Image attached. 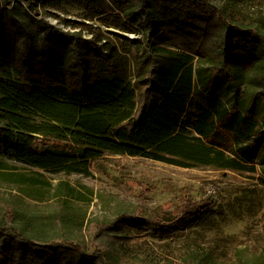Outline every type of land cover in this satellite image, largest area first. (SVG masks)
Segmentation results:
<instances>
[{"label": "trees", "instance_id": "1", "mask_svg": "<svg viewBox=\"0 0 264 264\" xmlns=\"http://www.w3.org/2000/svg\"><path fill=\"white\" fill-rule=\"evenodd\" d=\"M65 1L0 7V159L86 176L106 154L253 178L258 165L255 187L215 194L229 204L232 219L253 222L264 209V125L256 110L264 104V32L236 22L211 0H77L108 27L143 36L121 50L100 33L89 30L94 40H85L36 18V3L61 10ZM138 11L145 17L141 27L130 22ZM246 83L262 90L245 94ZM1 175L20 181L19 193L36 196L21 185L34 178ZM67 198L84 199L60 182L49 213L0 208V264H159L130 253L128 244L184 239L221 214L213 195H188L174 211L147 216L142 197L111 221L86 222ZM129 226L139 233L127 234ZM162 262L231 264L199 249Z\"/></svg>", "mask_w": 264, "mask_h": 264}, {"label": "rangeland", "instance_id": "2", "mask_svg": "<svg viewBox=\"0 0 264 264\" xmlns=\"http://www.w3.org/2000/svg\"><path fill=\"white\" fill-rule=\"evenodd\" d=\"M211 3L225 5L236 22L251 25L264 32V0H211ZM15 4L25 7L27 0H0L1 8ZM36 5L38 11L36 18H41L64 33L80 34L85 40H94L89 30L100 33L102 37L113 39L121 50L128 49L126 44L143 40L142 35L125 33L108 27L97 16L92 17L88 8L77 0H66L61 10L53 5L44 6L42 2ZM66 20L80 25L71 27L64 23ZM144 20L143 14L138 11L130 22L135 27H141ZM81 25H86L88 29ZM105 42L103 38L101 45ZM125 68L133 73L132 65ZM242 90L248 95L253 90L256 95L262 87L246 83L242 86ZM245 94H241V99H247L248 96ZM259 104L260 102L256 110L264 125V104ZM3 127L5 125L0 124V128ZM42 140L55 145H67L53 139ZM0 162L5 165L4 169L0 168V208L14 206L25 212L49 213L54 203L58 202L52 199L57 185L65 182L84 197V201L78 198L67 199L72 212L83 214L86 222L88 220L111 221L118 216L119 212L135 209L141 203L142 197L146 205L144 214L155 216L161 208L169 212L174 211L180 206L181 200L188 195L198 200L213 195L218 202L214 209H218L221 214H213L211 221L193 228L187 238H178L173 241L139 239L128 244V251L132 254H146L154 263L159 264L163 263V259L177 261L189 249H199L226 263L264 264V209L253 222H237L230 215L229 204L215 196L222 191L226 196L241 187H255L258 178L262 176L258 165L256 177L253 178V174H239L212 168L185 169L150 159L111 154H106L103 158L94 161L91 164L89 176L80 173L66 174L62 171H38L3 155ZM1 173L23 174L34 178L38 182L21 185L29 187L36 196L30 198L19 193L17 187L20 181H17L15 177H5ZM62 198L65 199V197ZM250 225L253 227L247 232L246 229ZM126 232L127 234L139 233L130 226ZM2 263L11 264L9 260Z\"/></svg>", "mask_w": 264, "mask_h": 264}]
</instances>
